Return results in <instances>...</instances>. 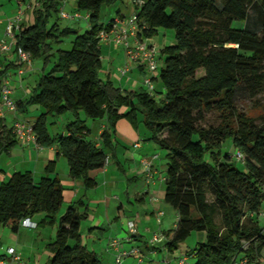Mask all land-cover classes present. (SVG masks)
<instances>
[{"label": "trees", "instance_id": "obj_1", "mask_svg": "<svg viewBox=\"0 0 264 264\" xmlns=\"http://www.w3.org/2000/svg\"><path fill=\"white\" fill-rule=\"evenodd\" d=\"M37 1L39 6L33 4L31 9L33 21L21 25L15 46L32 61L41 59L43 71L25 101L13 100L16 115L34 106L44 109L30 123L36 144L56 146L67 160L70 177L83 180L89 190L97 185L89 176L91 171L104 169L107 159L109 163L116 160L117 123L126 119L137 127L141 115L150 141L166 151L164 200L178 216L168 251L198 232L206 234L205 243L185 256L194 258L195 264H260L264 251V226L259 220L264 202V0H132L139 40L152 39L159 29L175 34V44L160 51L164 67L158 80L164 91L155 88L152 93L124 91L99 74L100 34L115 20L106 27L100 24L101 8L122 0H74L76 13L88 15L89 30L84 34L62 29L57 21L48 27L64 0ZM69 36L74 37L71 50L54 52ZM7 70L0 69V105ZM240 91L261 110L260 116L237 108ZM68 113L73 121L65 133L51 136L49 118ZM211 113L220 117L217 126L204 125ZM86 120H106L100 145L89 139ZM227 141L234 152H223ZM18 142L14 128L0 117V158ZM237 152L243 161L236 159ZM235 162L243 163L246 170H239ZM63 190L56 161L47 164L39 181L30 172L0 181V228L17 234L25 219L39 214L45 215L39 225L54 224L64 202ZM85 205L82 199L61 216L56 238L47 248L51 257L46 264H102L82 244ZM82 207H86L83 214Z\"/></svg>", "mask_w": 264, "mask_h": 264}, {"label": "rangeland", "instance_id": "obj_2", "mask_svg": "<svg viewBox=\"0 0 264 264\" xmlns=\"http://www.w3.org/2000/svg\"><path fill=\"white\" fill-rule=\"evenodd\" d=\"M74 3L75 1L69 2V4L67 3L68 5L66 4L64 12L70 15H74L76 11L73 7ZM19 5L20 4H18L16 0H0V21H8V18L10 17L15 18L20 10L21 5ZM133 9L134 8L132 2L128 0H122L110 6L105 5L101 8L99 22L104 27H106L112 19H116L118 17L119 11H121L126 18H129L134 14L132 12ZM25 13L31 14V10H27V12ZM79 14L81 15L82 19H61L59 16V12H57V14H53L52 17L49 19L48 27H51L54 22L57 21L62 29L72 28L78 31L80 34H84L89 29V22L88 20H85V17H87L88 15L84 12ZM24 19L25 16H23V20ZM24 24L27 23L24 22ZM73 40V36L63 38L62 42L55 46L54 52L57 49H62L64 51L71 50ZM150 42L160 52L164 47L172 46L175 44L174 31L167 29H159L158 34L152 39H150ZM104 44L107 43H101V48L103 47V50H105L106 47ZM123 53L125 55V50ZM54 61L55 59H52L51 64H49L47 68V71L52 68V63ZM108 61L109 58L107 57L105 59L104 66L106 65V67H108L110 65ZM33 62L35 68H43L44 62L41 59H36ZM116 62L117 63L113 65V70L116 69L114 70L115 73H113L114 77H116L117 75L118 78H121L119 72L122 68L125 67L127 63H130L129 66L132 70L136 67L134 63L129 62L127 57L125 58V61L122 64L119 61ZM158 64L159 70H161V68L164 67V58L160 59L158 61ZM159 70L157 74H159ZM104 72L105 71L103 70V68H101L99 74L100 77L105 80L106 78ZM131 72L126 75V78L132 75L133 72ZM146 72L147 73L144 77H140L139 75H133V78L137 81V86L135 89L136 91L140 90V88L146 90L144 80L145 78L150 77V73L147 70ZM40 75L41 72L39 73V75L30 76L32 77L30 79V84L32 83L31 86H34V82L38 80ZM30 77H28V79ZM157 84L158 86H161L160 81H157L156 85ZM262 101H264V96L262 97ZM236 105L240 111L248 113L250 116L257 117L261 115V110L254 108L253 102L248 99L244 91H240L238 93ZM34 107L30 108L31 110H29L26 114H18L20 120H24V118L26 119L27 117H31V120H36V118L40 115V111L35 112ZM81 118L83 120L85 119V115L83 112H81ZM72 121L73 116L69 113L59 118L50 117L47 126L49 134L51 136L62 134L67 124ZM257 122L259 123V121ZM87 123V126H89L93 130L92 135H89V137L93 139L96 132L94 129V125L98 127L100 121L88 120ZM219 123V115L216 113H211L206 116L204 125L217 126ZM12 124L14 125L12 120L8 118L7 126L12 128ZM126 139L128 140L127 143L132 144L131 142L133 141L131 139H129L128 137ZM100 143L101 142L99 141V145ZM222 149L223 152H234L232 143L230 141L225 142ZM156 150L159 155H162L161 162L166 164V151L160 149L158 146L156 147ZM64 161L65 163H67L66 159H64ZM122 161V165L124 166V169L128 174L129 171L133 170V166L135 165L130 166V162H126L125 158H122ZM66 166V176L65 173L62 172V170L59 169L58 171L59 178L63 181L62 186L64 189V202L61 206L60 212L56 217L57 221L54 224H46L45 226L40 225L37 229L34 230L33 236H35L36 238L30 236L27 240H23V244L24 242H26L24 245L22 244V242L19 243V246L22 248V250H24V256L26 258L29 257L31 250H34V252L36 253H44L47 250L48 245L52 243L56 238L57 227L61 216L66 212L67 208L70 205H79L80 200H82L83 198H85L83 199V202L86 204L85 206L88 208V211L86 218H84L81 222L80 233L82 238V244L86 246L89 252L96 253V255L100 258L102 264H116L117 257L121 254L123 255V257H121V264H179L180 259L192 252V250L195 249L197 244L205 243V233L193 232L184 242H182L176 248H173L172 251L169 252L167 243L172 236V230L174 229V225L178 220L176 212L171 206L165 203V200H163L161 202V207L159 208L164 213L163 217L161 219L155 217L149 223L146 220L145 222H143L146 213V207L142 205V202L137 200L135 197V192L137 191L134 190L135 188L133 185L132 178L128 177L126 173L118 171L116 169L117 165L114 161L110 166L111 172L107 176L101 174L103 171H105L106 168L91 171V173H97L96 179H98L97 182L99 184L89 190L85 188L83 180H74L70 177V175H68L69 166L68 164H66ZM235 166L239 170H246L245 166L241 162H235ZM163 167L166 168V166ZM144 171L145 173H147L146 170ZM161 174L162 176H165L166 170L165 172L163 171ZM91 179L94 180V178ZM75 181H79L80 184H82L83 191L78 198L72 199L71 197L77 195L76 191L78 190V188L70 186L69 182L74 183ZM104 182H106L105 184H107L106 187L104 185ZM162 185L164 188L165 184L163 181ZM128 195L130 196L129 200H127ZM115 197H118L119 201L123 203L124 209H119L120 202L116 201ZM86 207L80 208L79 211L82 214L85 213ZM262 211L264 212V202L262 204ZM39 215H41L42 219H44V214ZM259 220H261V225L264 226V217H260ZM130 223H133L135 226L132 232L130 231ZM137 229L139 230L137 231ZM36 231L37 234L35 233ZM38 232L41 233L40 237ZM14 235L17 236V234H13L8 228H0V256L8 257L6 253L7 248L10 246L17 247L18 243L13 238ZM113 240L119 241L117 247H114V245H112ZM69 244L72 245L73 243L69 242ZM153 251L156 252L155 255L151 254ZM195 263L196 260L194 258L188 257L186 264ZM260 264H264V251L261 254Z\"/></svg>", "mask_w": 264, "mask_h": 264}, {"label": "crops", "instance_id": "obj_3", "mask_svg": "<svg viewBox=\"0 0 264 264\" xmlns=\"http://www.w3.org/2000/svg\"><path fill=\"white\" fill-rule=\"evenodd\" d=\"M16 1L20 5L22 4L25 5V4L30 3V0H16ZM128 1L132 2V0H128ZM70 2H74V0ZM73 7H74V10H76V3H74ZM76 12L77 11H75V13ZM132 12L134 13V9L132 10ZM24 16H25V19L22 21V24H24V22L27 23L26 25H29L30 23H32L33 21L32 12L31 14L25 13ZM125 18H126L125 15H123V13L119 11L118 17L116 19L123 20ZM8 19H13V18L10 17ZM6 24H7V21L5 20L0 21V40L4 38V31L6 28ZM146 41L152 44L150 40H146ZM104 43H107V44H104L106 46L105 50H103V47L101 48V53H102L101 63H102V68L105 71L104 72L105 78L111 80L113 83L118 85L124 91L135 90L137 86V81L133 78V75H139L140 77L141 76L144 77L147 73L146 69H144L143 67L136 66L135 68H133L132 70L133 73L131 72L132 75L130 77L118 78L117 75L116 77H114L113 73H115L114 70L116 69L113 70V65L117 63L116 61L121 62V64L124 63L126 55H124L123 53L124 52L123 47H118L114 45L113 43H109V42H104ZM107 57L109 58L108 62L110 63L108 67H106V65L104 66V62ZM17 65H18L17 55L14 52V50L7 52V53H0V69L5 70L8 68L6 72V77L9 78L10 80V84L13 90L11 97L16 103L20 101H25L31 95L36 82H34L33 84L34 86H31L32 83L30 84V79L32 77L30 76L39 75L40 72L42 74V71H43L40 68H35L34 62L32 61V66L26 70L25 74L23 75L22 80L21 79L19 80L16 74ZM28 77L30 78L28 79ZM158 77H159L158 74L154 75L155 88L158 91H164L162 84L161 86H158V84L156 85L157 81H159ZM34 108H35L34 110L35 112L40 111V115L45 112L44 109L40 106H35ZM125 111L126 110L124 109L122 112H125ZM4 117H5L6 123L8 121V118H10V120H12L13 123L15 122L16 118L20 119V117L18 116V113L16 115L13 112H6ZM80 118H81V114H80ZM24 120L31 124L35 123L36 121V120H31V117H27L26 119L24 118ZM99 121L100 123L98 127L94 125V129L96 131L94 138L91 139L89 137L91 141H95L98 145H99V141L101 142V139H100L101 134L106 129V120H99ZM87 122L88 120H86V125H88ZM87 127L90 130V135H92L93 130L89 126ZM64 133H65V130L62 132V134ZM127 137L133 141L131 142L132 144L127 143L128 141L126 139ZM150 137H151L150 133H148L145 130L142 124L141 115H138V126L137 127H135L132 124V122H130L129 120H126V119L120 120L117 123L116 133L114 134V139H115L114 141L117 143L116 160L111 159L109 163V167L107 166L108 169L107 167H105L106 168L105 171L101 173L104 176H107L111 172L110 166L113 161L116 163L117 165L116 169L118 171L126 173L124 166L122 165L123 164L122 158H125L126 162H130L131 164L130 166L135 165L133 166V170L129 171L128 174L126 173V175L132 178L133 185L135 188L134 190L137 191L135 192L136 199L142 202V205L146 207L145 208L146 213H145L143 222H145L146 220L148 223L151 222L155 217H157V213L161 211L159 208L161 207V202L165 198V187L163 188L162 181L165 184V178H166V175L162 176L161 174L163 171L165 172L166 168H164L163 166H166V164L161 162L162 155L158 154L156 150L157 145L154 142L150 141ZM154 156H156L157 159L153 161L151 175L149 176L147 173H145L144 171L145 168L142 163H143V160L154 157ZM52 161H56V174L58 175V171L60 169L62 170L63 173H65V176H66L67 174L66 164L67 163H65L64 158L58 154V150L56 146H53L51 148H39L37 147L35 143H32V142L30 143L18 142V145L10 153L5 154L1 156L0 158V181L2 182L8 181L10 177L14 173H17V172H20V173L30 172L32 173L35 181H38L40 178H42L45 175V169L47 167V164ZM96 174L97 173H90L89 176L91 178H94V180H96V183L98 185L99 183L97 182L98 179H96ZM57 177L59 178V175ZM60 181L61 183H63L61 179ZM78 182L79 181H75L74 183L69 182L70 186L78 188V190L76 191L77 195H74V196L72 195L73 196L71 197L72 199L78 198L83 191L82 184ZM105 183L106 182H104V185L106 187L107 184ZM71 198H70V201H71ZM129 199H130V196L128 195L127 200ZM116 201H119L118 197L116 198ZM119 209L121 210L124 209V205L122 202H120L119 204ZM260 217H264L263 211H261ZM29 219L31 220V222L37 225V227L35 228L37 229L40 226L39 223L42 220V216L36 215ZM35 229L21 226L19 229V232L17 233L18 237L16 235L13 236V238L18 243L17 247L10 246L7 248V251L9 248H14L22 256V258L29 264H33V262L34 264H46L49 258L51 257L50 252L46 250L47 252L45 251L44 253H36L34 252V250H31L29 257L26 258L24 256L25 255L24 250H22V248L19 246L20 245L19 243L22 242L23 244V240H27L30 236L36 238L35 236H33ZM138 230L139 229H137V231ZM35 233L37 234V231ZM38 234L40 237L41 233L38 232ZM25 243L26 242H24V244ZM3 257L5 258V256Z\"/></svg>", "mask_w": 264, "mask_h": 264}, {"label": "built area", "instance_id": "obj_4", "mask_svg": "<svg viewBox=\"0 0 264 264\" xmlns=\"http://www.w3.org/2000/svg\"><path fill=\"white\" fill-rule=\"evenodd\" d=\"M34 1V3H33ZM72 0H64L62 5L59 7V16L61 19H82L79 13H74V15H70L64 12L65 6L68 2ZM33 4L35 6H39L37 0H30L29 4L21 5L20 10L17 16L13 19H9L6 24V28L4 31V38L0 40V53H7L12 50L17 55V62L19 69L16 74L21 79L25 71L32 66V60L30 55L26 53L22 48H16V35L21 29L23 16L27 10H31L33 8ZM85 20H88V16L85 17ZM101 43L109 42L113 43L116 46H122L125 50V55L128 58L129 62L134 63L138 67H143L150 73L149 78H145L144 85L146 90L149 93L154 92V75L157 74L159 70L158 61L160 60V52L156 49L153 44H150L147 41H141L137 37V15L133 14L129 18H125L123 20L116 19L112 24V27L109 30H104L100 34ZM130 63H127L124 68H122L119 72L121 77H126L132 69L129 66ZM12 86L10 84L9 78H5L1 85V105H0V117H4L6 112H16V103L12 99ZM14 133L19 142H32L36 144V138L33 134V128L30 123L25 120H20L16 118L14 125ZM37 145V144H36ZM37 147H39L37 145ZM42 148V147H39ZM157 159L156 156L152 158H147L143 160V166L147 172V174L151 175V169L153 165V161ZM236 159L239 161H243L244 157L241 153H236ZM109 164V160L107 159L106 165ZM163 216V212L159 211L157 213V217L161 219ZM23 227L27 228H36L37 225L31 222L30 219H25L22 222ZM130 231L132 232L135 228L133 223L129 224ZM119 244L118 240H113L112 245L117 247ZM155 255L156 252L153 251L151 253ZM8 257L0 259V264H29L27 263L22 256L14 249L9 248L7 251ZM123 255L117 257L116 264L122 263ZM187 258L183 257L180 259L179 264H186Z\"/></svg>", "mask_w": 264, "mask_h": 264}]
</instances>
